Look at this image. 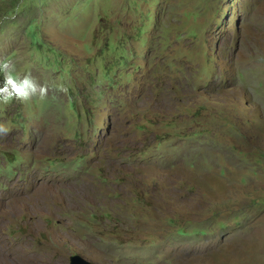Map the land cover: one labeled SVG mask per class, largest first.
<instances>
[{"label": "rangeland", "instance_id": "rangeland-1", "mask_svg": "<svg viewBox=\"0 0 264 264\" xmlns=\"http://www.w3.org/2000/svg\"><path fill=\"white\" fill-rule=\"evenodd\" d=\"M0 264H264V0H0Z\"/></svg>", "mask_w": 264, "mask_h": 264}, {"label": "water", "instance_id": "water-1", "mask_svg": "<svg viewBox=\"0 0 264 264\" xmlns=\"http://www.w3.org/2000/svg\"><path fill=\"white\" fill-rule=\"evenodd\" d=\"M68 264H93L78 254L70 255L68 258Z\"/></svg>", "mask_w": 264, "mask_h": 264}, {"label": "clouds", "instance_id": "clouds-1", "mask_svg": "<svg viewBox=\"0 0 264 264\" xmlns=\"http://www.w3.org/2000/svg\"><path fill=\"white\" fill-rule=\"evenodd\" d=\"M0 130H3V129H0Z\"/></svg>", "mask_w": 264, "mask_h": 264}]
</instances>
